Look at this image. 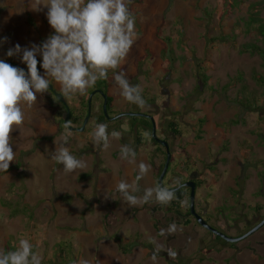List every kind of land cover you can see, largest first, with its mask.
<instances>
[{"label":"rangeland","instance_id":"obj_1","mask_svg":"<svg viewBox=\"0 0 264 264\" xmlns=\"http://www.w3.org/2000/svg\"><path fill=\"white\" fill-rule=\"evenodd\" d=\"M30 5L31 0H0V60L25 71L22 52L9 57L8 50L16 44L22 49L42 45L55 33L48 8L35 11ZM27 9L34 21L27 19ZM130 10L137 38L118 71L143 89L149 100L144 98L147 104L140 112L154 115L157 136L170 141L173 159L163 184L194 179L196 210L213 227L240 236L264 218V84L256 79V74L264 75V61L257 51H242L253 43L264 47L258 30L264 22V0H132ZM252 14L261 20L251 22ZM37 59L44 75L42 55ZM52 84L61 93L60 85ZM109 93L115 98L113 111H132L116 85ZM54 94L50 89L37 94L23 131L10 134L17 156L7 173L0 172V249L15 250L20 238L28 239L38 245L34 250L43 257L42 264H124V254L125 264H264V226L230 244L187 214V193L182 200L187 204L178 213L173 201L130 206L124 200L116 184L133 181L144 161L151 171L137 182L140 191L135 195L142 197L158 183L163 155L142 135L149 131L142 130L137 146L128 115L114 124L128 129L120 131V139H111L107 150L95 146L91 133L100 115L99 92L92 97L85 129H70L64 145L88 169L65 173L51 159L65 132L57 108L67 116ZM86 95L64 98L80 113ZM174 117L180 135L169 131ZM122 145L135 150V165L121 159ZM109 214L116 220H109ZM173 223L176 233L159 234ZM150 239L174 250L175 258L164 250L153 261L156 245ZM121 244L129 250L122 251Z\"/></svg>","mask_w":264,"mask_h":264},{"label":"clouds","instance_id":"obj_2","mask_svg":"<svg viewBox=\"0 0 264 264\" xmlns=\"http://www.w3.org/2000/svg\"><path fill=\"white\" fill-rule=\"evenodd\" d=\"M131 4L132 0H31L30 6L35 11H41V6L48 8V22L55 33L42 45L33 44L30 49H22L16 44L15 48L8 50L9 57L22 52L27 71L0 60V172L7 173L10 164L16 160L17 153L11 146L10 134L15 129L23 131L25 121L30 119V110L37 103V94L48 92L53 80L60 85V92L68 99L75 95H86L98 81L108 80L111 71L124 100L141 110L146 107L143 89L139 85H132L124 71H118L137 38L136 18L130 10ZM4 39L7 40L6 37ZM38 55H42L44 75L38 69ZM63 127L62 143L56 146L51 159L62 164L65 173L87 171V162L72 155L64 146L72 135L71 120L65 122ZM122 127L124 131L128 130L126 126ZM142 135L151 140L150 133L143 132ZM120 138L121 132L113 130L109 134L105 123L96 124L91 133L93 144L104 150L109 148L111 139ZM120 157L130 164H136V152L128 145L121 146ZM137 167L138 175L133 181H119L116 184V190L130 206H140L150 201L169 205L178 199L177 191L185 187L180 179H176L172 187L157 183L146 188L142 197L135 195L140 191L137 182L146 178L151 171V165L144 161ZM180 203L184 206L187 201ZM177 230V225L173 223L167 230L161 229L159 234H174ZM149 242L156 245L153 261L164 250L171 258L177 255L155 239ZM36 247L38 245L28 239L20 238L15 250L0 249V264H42L43 257L34 250ZM79 264H88V261L81 260Z\"/></svg>","mask_w":264,"mask_h":264},{"label":"trees","instance_id":"obj_3","mask_svg":"<svg viewBox=\"0 0 264 264\" xmlns=\"http://www.w3.org/2000/svg\"><path fill=\"white\" fill-rule=\"evenodd\" d=\"M26 14H27V19L29 20V21H34V18H33V15L31 14V11L30 10H26ZM261 20V18H255V15L254 14H252L251 15V19H250V21L251 22H254V23H258L259 21ZM258 30H259V32H260V34L263 36V38H264V22H262V23H260L259 24V26H258ZM249 51V50H252L253 52H255V51H257L261 56H262V59H263V61H264V47L263 46H260V45H257V44H248V45H245V46H243V48H242V51ZM197 64H199V63H197ZM263 65H264V63H263ZM199 70H200V72H199V74L202 76V81H203V83H207V81H208V78H207V75L205 74V72L204 71H202V69L201 68H199ZM256 79L258 80V81H260L261 83H263L264 84V75H262V74H256ZM115 85V83H114V80H113V76L112 77H110L109 76V79L108 80H101V81H98V83L96 84V86L93 88V90H91V91H89L88 92V94L83 98V102H82V109H81V112L80 113H76L75 111H74V109L73 108H71L70 106H69V108H70V112H69V118H68V120H71V122H72V125L73 126H75V127H80V126H82V124H83V122H84V119H85V117H86V115H87V113H88V97L90 96L89 94H91L92 93V91H94L95 89H99V90H101V91H103L106 95H107V111H108V117H106V115L104 114V110H103V102H104V97L103 96H101V106H100V115H99V117H98V123H105V124H107V123H110V122H112V121H115L114 123H112L110 126H108V131L110 132V131H113V130H115V131H124L123 130V128L121 127V126H115L114 124H116V122L117 121H119V120H121V119H123V117H119V118H110V117H112V116H116L118 113H120V112H117V111H113V108H114V101H115V98H114V96L113 95H111L110 93H109V89H110V87H112V86H114ZM54 86V85H53ZM54 89H55V86H54ZM51 91H53V90H51ZM58 92V91H57ZM98 91H96V93H97ZM55 95V94H54ZM89 95V96H88ZM100 95V94H99ZM100 97V96H99ZM143 97L144 98H146V100L148 99L149 100V98L147 97V95H144L143 94ZM62 102V101H61ZM68 103V102H67ZM69 105V104H68ZM91 105H92V102H91ZM131 106L133 107L132 108V111H134V112H140L141 111V109L137 106V105H135V104H131ZM62 107H64V111L67 113V108H66V106H65V104L62 102ZM92 109H93V105H92ZM129 110V109H128ZM110 111H111V113H110ZM147 112V111H146ZM150 112V111H149ZM149 112H147V113H149ZM56 113L58 114V116H59V118H60V124L63 126L64 125V120L66 119H64L63 117H62V115H61V111H60V109H58L57 108V111H56ZM150 114V113H149ZM153 115V114H152ZM91 116H92V113H91ZM90 116V117H91ZM129 116V115H128ZM154 116V115H153ZM128 121H129V129H130V132L131 133H134L135 134V136L137 137V146L138 147H140L141 146V144H142V136H141V132H142V130H144V131H149L150 132V134L152 133V122H151V120H150V118L149 117H147V116H129V119H128ZM168 128H169V131L170 132H172L173 134H175V135H180L181 134V132H180V130H179V128H178V126H177V121H176V117H174L172 120H170L169 122H168ZM74 131H77V130H74ZM152 135V134H151ZM158 136H159V133H158ZM200 135H198V137H199ZM152 140V142L155 144V145H157V147H158V150H160L161 151V153H162V155H163V161H162V163H161V165H160V167H159V171H158V178H159V175H160V173L162 172V170H163V167H164V164H165V161H166V156H167V154H166V149H165V146L163 145V144H161L159 141H157L156 139H154V138H151ZM167 141H168V143H169V147H170V141H169V139H166ZM170 150H171V148H170ZM83 152V151H82ZM85 152V151H84ZM172 153V152H171ZM173 159V157L171 158V160ZM171 162V161H170ZM168 172V171H167ZM188 179V178H187ZM180 180L183 182V181H185V180H183L182 178H180ZM189 180V179H188ZM193 181H195V180H193ZM197 185H198V183H196ZM189 191L188 192H186V189L185 188H182V189H179L178 191H177V193H176V195H177V197H178V199H176V200H173V205L175 206V209H176V213H178V212H181L182 210H181V207H182V205H181V203H180V201H182L183 199H184V196H185V193H187V195H188V208H187V214H189V215H192L191 214V212H190V189H188ZM107 218L109 219V220H111L110 218H113V219H115L116 220V217L114 216V215H112V214H109L108 216H107ZM207 220V222H209V219H206ZM112 221V220H111ZM189 223V222H188ZM247 228V227H246ZM250 228H252V227H249V229ZM216 236V235H215ZM216 238L217 239H220L221 237H219V236H216ZM223 242H226V241H223ZM236 242H232V243H230V244H235ZM121 250L122 251H124V252H126L127 250H129V248H125L124 246H122V244H121ZM5 251H9V250H5Z\"/></svg>","mask_w":264,"mask_h":264},{"label":"water","instance_id":"obj_4","mask_svg":"<svg viewBox=\"0 0 264 264\" xmlns=\"http://www.w3.org/2000/svg\"><path fill=\"white\" fill-rule=\"evenodd\" d=\"M49 89L53 90L55 95L59 98V100H61L65 104V106L67 108V116H66L65 122H67L68 118H69V112H70V108H69L68 103L66 102L64 96L54 89L53 84H50ZM96 91L101 93L103 95V97H104L103 108H104L105 114L108 116V113H107V95L101 90H95V91H93L91 93V95L89 97V100H88V113H87V115H86V117L84 119V122H83L82 126H80V127L73 126L71 128V130L83 131L85 129V125L89 121L90 116H91V112H92V105H91L92 97H93V95L95 94ZM123 115H129V116H135V115L137 116L138 115V116H147V117L150 118V120L152 122V136H153V138L156 139L157 141H159L161 144H163L165 146V149H166V154H167L166 161H165L163 170L160 173L159 178H158V183L161 184V185H164L163 184V180H164V178H165V176L167 174V171L169 169L170 161H171V158H172V153H171L168 141L165 140V139L160 138L159 136H157V124H156L155 118L153 116H151V115H148V114H145V113H141V112H134V111H128L126 113H120V114L116 115L115 117L119 118V117H122ZM183 184L190 188V212L194 216V218L203 227H205L209 231L213 232L214 234L218 235L219 237L225 239L227 242H230V243L239 242V241H241L243 239H246L247 237H249L250 235L255 233L257 230H259L262 226H264V218H263L260 222H258L256 225H254L252 228H250L244 234H242L240 236H236V237L229 236L228 234L224 233L223 231H220L219 229H217V228L213 227L211 224H209L207 222V220L196 210V205H195L196 183L193 180H189V181L183 182Z\"/></svg>","mask_w":264,"mask_h":264},{"label":"flooded vegetation","instance_id":"obj_5","mask_svg":"<svg viewBox=\"0 0 264 264\" xmlns=\"http://www.w3.org/2000/svg\"><path fill=\"white\" fill-rule=\"evenodd\" d=\"M95 90H99V89H95ZM95 90H94V91H95ZM95 93H96V92H95ZM128 111H129V110L121 111L120 113H126V112H128ZM120 113H118V114H120ZM118 114H117V115H118ZM123 116H124V115H123ZM123 116H122V117H123ZM110 118L113 119V118H115V116H112V117H110ZM160 138H162V136H161ZM162 139H163V138H162ZM165 140H166V139H165ZM179 179H180V178H179ZM188 179H189V180H194V179H192L191 177H188ZM188 179H186V180L183 181V182L189 181ZM183 182H182V183H183ZM172 186H173V182H172V183L169 182V187H172ZM184 188H185V189H187V188L190 189V188L187 187V186H185ZM201 215H202V212H201ZM224 233H225V232H224ZM214 236H215V235H214ZM217 236H218V235H217ZM215 237H216V236H215Z\"/></svg>","mask_w":264,"mask_h":264},{"label":"crops","instance_id":"obj_6","mask_svg":"<svg viewBox=\"0 0 264 264\" xmlns=\"http://www.w3.org/2000/svg\"><path fill=\"white\" fill-rule=\"evenodd\" d=\"M125 256H126V254H124ZM125 256H124V259L122 260V261H124V264H125ZM196 260H194V261H192V262H189V263H185V264H204V263H202V261H199V262H195ZM130 262V261H129ZM219 264V263H218ZM220 264H222L221 262H220Z\"/></svg>","mask_w":264,"mask_h":264}]
</instances>
